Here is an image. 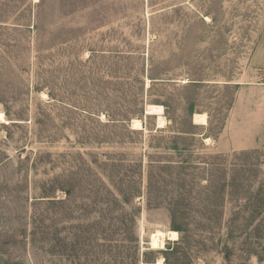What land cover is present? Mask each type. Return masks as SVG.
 <instances>
[{
	"label": "rangeland",
	"instance_id": "1",
	"mask_svg": "<svg viewBox=\"0 0 264 264\" xmlns=\"http://www.w3.org/2000/svg\"><path fill=\"white\" fill-rule=\"evenodd\" d=\"M0 112V264H264V0H0Z\"/></svg>",
	"mask_w": 264,
	"mask_h": 264
},
{
	"label": "bare ground",
	"instance_id": "2",
	"mask_svg": "<svg viewBox=\"0 0 264 264\" xmlns=\"http://www.w3.org/2000/svg\"><path fill=\"white\" fill-rule=\"evenodd\" d=\"M148 86H149V81H148ZM157 117H158L159 127L160 128L165 127L166 121H165L163 114H159V115H157ZM197 119L199 120V122L201 124H206L208 117H207V115H198ZM0 122H2V123L8 122V120H6V115L4 114V112H0ZM134 127L137 128V130L142 129L141 121L135 120L134 121ZM167 240L168 241H178L179 240V232H177L175 230H170V231L157 230L151 234L149 245L152 249H164L165 243L167 242ZM158 264H162V263H158Z\"/></svg>",
	"mask_w": 264,
	"mask_h": 264
},
{
	"label": "trees",
	"instance_id": "3",
	"mask_svg": "<svg viewBox=\"0 0 264 264\" xmlns=\"http://www.w3.org/2000/svg\"><path fill=\"white\" fill-rule=\"evenodd\" d=\"M191 128H196L193 123H191ZM182 133H186V132H182ZM189 134V133H188ZM192 134V133H191ZM186 227V226H185ZM174 230L177 231V232H180V233H185L187 232V229H185L182 225H176L174 226ZM168 261V259H167ZM166 261V262H167Z\"/></svg>",
	"mask_w": 264,
	"mask_h": 264
},
{
	"label": "crops",
	"instance_id": "4",
	"mask_svg": "<svg viewBox=\"0 0 264 264\" xmlns=\"http://www.w3.org/2000/svg\"><path fill=\"white\" fill-rule=\"evenodd\" d=\"M185 82H186V81H185ZM198 115H207V114H206V113H202V114H201V113H198V114L195 115V118H196V121H198V122H197L198 125H201V126H206V125H208V119H207V123H206V124H201V123L199 122V120L197 119V116H198ZM207 117H208V115H207ZM157 125H158V124H157ZM158 128H160L159 125H158Z\"/></svg>",
	"mask_w": 264,
	"mask_h": 264
}]
</instances>
